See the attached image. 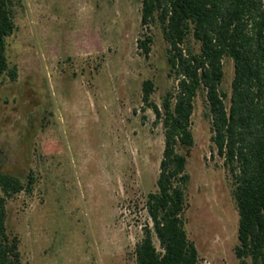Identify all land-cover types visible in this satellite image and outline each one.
Instances as JSON below:
<instances>
[{"label": "rangeland", "instance_id": "374dc122", "mask_svg": "<svg viewBox=\"0 0 264 264\" xmlns=\"http://www.w3.org/2000/svg\"><path fill=\"white\" fill-rule=\"evenodd\" d=\"M141 15L142 0L16 4L7 54L18 78L6 76L0 87V171L35 180L31 192L7 203L23 264H135L165 147L164 126L144 108L142 85L154 81L158 105L176 86L163 28L155 23L147 31ZM145 33L153 39L149 54L138 45ZM233 77L226 58L221 87L228 94ZM208 112L201 92L187 162L186 228L201 264H241L233 183L213 154Z\"/></svg>", "mask_w": 264, "mask_h": 264}, {"label": "trees", "instance_id": "16d2710c", "mask_svg": "<svg viewBox=\"0 0 264 264\" xmlns=\"http://www.w3.org/2000/svg\"><path fill=\"white\" fill-rule=\"evenodd\" d=\"M18 1L0 0V87L6 76L18 78L7 54ZM141 23L147 31L161 24L176 86L158 105L152 100L154 81L142 85L144 108H152L155 124L164 126L165 147L157 190L146 198L151 221L135 248V264H201L186 228L187 162L201 92L209 109L213 154L223 158L233 183L239 212L236 256L241 264H250L249 259L264 264V0H142ZM152 41L145 33L138 45L149 54ZM226 58L234 62L230 94L221 87ZM34 182L33 175L26 183L0 171V264H23L20 239L8 230L7 203L22 191L31 192Z\"/></svg>", "mask_w": 264, "mask_h": 264}]
</instances>
